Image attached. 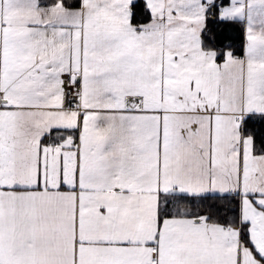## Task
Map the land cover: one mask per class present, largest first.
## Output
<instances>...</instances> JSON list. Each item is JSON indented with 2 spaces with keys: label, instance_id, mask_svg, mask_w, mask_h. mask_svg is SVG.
<instances>
[{
  "label": "snow or ice",
  "instance_id": "6c2138e0",
  "mask_svg": "<svg viewBox=\"0 0 264 264\" xmlns=\"http://www.w3.org/2000/svg\"><path fill=\"white\" fill-rule=\"evenodd\" d=\"M0 264H264V0H0Z\"/></svg>",
  "mask_w": 264,
  "mask_h": 264
}]
</instances>
